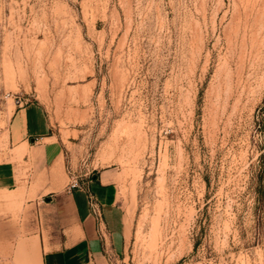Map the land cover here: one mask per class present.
I'll return each mask as SVG.
<instances>
[{
	"label": "rangeland",
	"instance_id": "1",
	"mask_svg": "<svg viewBox=\"0 0 264 264\" xmlns=\"http://www.w3.org/2000/svg\"><path fill=\"white\" fill-rule=\"evenodd\" d=\"M32 101L67 187L115 173L127 234L89 264H264V0H0V161Z\"/></svg>",
	"mask_w": 264,
	"mask_h": 264
},
{
	"label": "crops",
	"instance_id": "2",
	"mask_svg": "<svg viewBox=\"0 0 264 264\" xmlns=\"http://www.w3.org/2000/svg\"><path fill=\"white\" fill-rule=\"evenodd\" d=\"M50 128L39 103L13 108L6 125L9 159L0 161V221H24V247L36 264H89L106 241H121L127 234L117 205L115 173L95 170L84 174L82 188L67 187ZM56 157V170L51 172ZM33 180L38 189L30 191ZM83 186L99 205V227Z\"/></svg>",
	"mask_w": 264,
	"mask_h": 264
},
{
	"label": "built area",
	"instance_id": "3",
	"mask_svg": "<svg viewBox=\"0 0 264 264\" xmlns=\"http://www.w3.org/2000/svg\"><path fill=\"white\" fill-rule=\"evenodd\" d=\"M81 186H82L81 183L78 185V183L75 181H73L70 184L71 188H79ZM83 190L85 192L89 212L95 218L97 226L99 227V224L101 223L99 205H98L97 201L95 200L94 196L92 195V193H90V191L86 187L83 186Z\"/></svg>",
	"mask_w": 264,
	"mask_h": 264
}]
</instances>
